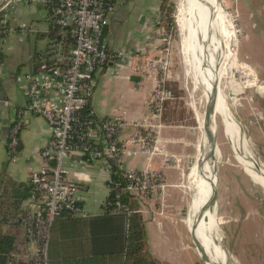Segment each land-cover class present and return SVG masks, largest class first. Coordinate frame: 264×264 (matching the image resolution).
Wrapping results in <instances>:
<instances>
[{"label": "built area", "instance_id": "1", "mask_svg": "<svg viewBox=\"0 0 264 264\" xmlns=\"http://www.w3.org/2000/svg\"><path fill=\"white\" fill-rule=\"evenodd\" d=\"M21 6L44 10V18L51 26L48 33L51 43L38 56L35 70L19 77L28 102L13 121L7 148L11 157L18 155L19 133L24 126L22 114L38 115L47 121L49 138L39 152L41 167L30 175L31 196L24 203L19 225L27 241L35 246L28 253L29 263L51 264L50 242L57 217L62 212L71 217L89 216L77 198L78 183L71 178L70 169L77 165L75 157L82 158L78 161L82 166L103 163L109 193L121 186L113 178L118 169L124 178L121 192L129 193L130 203H138V213L151 201L165 202L168 188L165 176L149 169H127L123 160L158 149L161 128L158 121L167 98L161 83L155 85L148 102L150 115L131 123L123 116L97 117L91 110L96 78L110 64L130 70L142 78L141 83L153 80L155 84L157 69L161 67L162 59L151 57V47L138 55H128L111 46L108 35L117 0H1L0 53L10 35L18 33L23 42L30 31L24 23L16 30L10 27L11 15ZM170 35L161 27L151 34V39L169 46ZM0 103L15 107L1 97ZM128 128L132 132L125 140L123 133ZM128 143L133 150H129ZM132 213L130 204L122 201L116 202L110 211L112 215L127 217Z\"/></svg>", "mask_w": 264, "mask_h": 264}, {"label": "crops", "instance_id": "2", "mask_svg": "<svg viewBox=\"0 0 264 264\" xmlns=\"http://www.w3.org/2000/svg\"><path fill=\"white\" fill-rule=\"evenodd\" d=\"M247 1L250 10L246 11L244 24L240 30L242 35L245 32V37L250 40L252 48L248 54L250 63L241 62L249 66L256 76L264 81V24H256L252 21L256 18L261 22L262 12L257 9L256 0ZM235 4L236 0H227V5L231 6L233 11ZM120 6V0H117V10L111 19L108 35L111 46L128 55H138L150 47L152 52L160 51L161 42L151 39V34L161 28L158 26L160 7L151 24L135 31L133 23L130 27L126 26L125 19L119 13ZM25 8L19 7L16 13L11 15L10 27L16 30L20 24L34 21L38 17L44 25L35 32L41 36L48 34L51 26L44 18V13L30 10L27 16L29 21L27 22V17L22 21ZM14 39H16L15 43ZM19 41L20 35L13 33L2 50L0 97L13 103L15 107H6L0 103V167L7 163V175L15 183L29 186L31 173L41 167L39 152L49 138V127L47 121L38 115L22 114L24 126L19 133L20 151L16 157L10 156L7 148L10 129L17 113L25 110L28 102L19 77L35 70L36 53L32 54L30 45L25 39L21 43H18ZM150 81L141 83V77L112 63L96 78L90 108L97 117L101 118L123 116L130 123L143 120L150 115L148 102L155 87V82ZM131 132L132 129L128 128L123 133V138L127 140ZM172 135V131L165 128L159 133L158 149L148 154L127 156L123 160V165L127 169L139 171L149 169L160 172L167 181L165 202L151 201L140 213L146 233L147 250L153 255L157 264H198L199 257L204 264H208L205 259L207 255L205 245L195 236L196 233L190 230L183 216L178 217L179 214L175 209L180 198L176 195L182 187L184 170L181 168L182 163L176 158L177 153L173 147L177 145V140ZM128 147L130 151L133 150L130 143ZM80 159L82 158L75 157L74 161L77 165L70 169V173L71 178L78 183L77 198L89 216L87 218L64 216L56 220L50 242V263L119 264L123 259L114 258L110 253L114 251L115 242L123 241L127 216H105L103 204L109 194L105 167L101 162L82 166L78 163ZM99 187L102 188L100 191L105 197L101 202L95 199L91 201L93 193L98 195L99 191L96 190ZM9 231L15 236V244L19 251H28V253L32 251V244L27 241L21 227L11 228Z\"/></svg>", "mask_w": 264, "mask_h": 264}, {"label": "rangeland", "instance_id": "3", "mask_svg": "<svg viewBox=\"0 0 264 264\" xmlns=\"http://www.w3.org/2000/svg\"><path fill=\"white\" fill-rule=\"evenodd\" d=\"M170 2L174 3L176 8L173 13L177 24L176 33L170 32V45H161L160 51L152 52L151 57L155 56L157 59L161 57L162 59L161 67L157 69L155 75L156 84L154 85L161 83V90L165 92L167 98L163 105V114L158 121V124L161 125L160 133L165 128L172 131V137L177 140V145L173 147L177 153L176 158L182 163L181 168L184 170L182 187L179 188L180 192L176 195H179L180 198L175 209L179 214L178 217L183 216L182 218L187 221L190 230L195 232V236L205 245L206 254L215 257L218 264H264V182L255 176L252 168L240 162L242 157V160L246 158L256 164L258 170L264 167V95L261 96L257 89L263 80L256 77L257 87L256 85L246 87L236 100L230 98L227 100L243 135L250 141V149L241 143L236 145L237 152L233 140L225 130L224 113L216 103L212 125L217 145V156L216 160L213 159L207 168L209 161L205 162L204 158L208 151L205 143L206 128L204 123L207 121L205 109L208 101L204 91L196 83V78L198 79L202 72L198 68L194 70L190 67L189 72H191L187 73L188 69L183 60L178 30L179 0H170ZM257 2V9L262 12L261 22L256 18H253L252 21L256 24H264V10H262L264 0H256ZM120 5L119 13L125 19L126 26L130 27L133 23L136 31L138 28L142 27L143 29L147 24H151V20H154L159 12L160 1L120 0ZM219 5L222 15L232 20L228 32L232 31L235 34L238 48L237 60L242 65H245L242 62L250 63L248 54L251 52V42L245 37V32L243 37L240 30L244 24L246 11L250 10L248 1L236 0V4L233 6L234 11L231 6L227 5V0H219ZM30 10H38L37 12L45 14L43 9L26 7L22 13V21L29 15ZM252 12L256 13L254 10ZM26 20L28 22L29 17ZM26 25L30 31L23 38L30 45L32 54H44L51 43V38L48 34L41 36L36 33L43 28L44 22L36 17L34 21L30 20ZM20 37L22 36L20 35ZM166 48L169 50L164 51ZM162 51L164 52L162 53ZM203 57L204 76L208 81L211 95L217 98L216 90L219 87L215 82L216 78H213L211 67L207 65L208 56L206 53H203ZM226 72L227 83L233 79L238 82L243 80V75H232L230 70H226ZM145 75L148 76V73ZM20 84L22 86L24 83ZM225 85L226 89L223 90V94L225 95L228 91L230 95V88L226 83ZM217 163H219V167ZM100 190H102L101 187L96 190L99 191L98 195H94L95 193L93 196L91 195V201L95 199L101 202L105 195ZM214 195L217 199L216 206L213 203ZM209 200L212 201L211 210L204 211ZM183 211H185V215H183ZM201 217L202 219H200ZM32 250H35L34 245H32ZM198 263L204 264L200 257ZM208 264L210 263L208 262Z\"/></svg>", "mask_w": 264, "mask_h": 264}, {"label": "bare ground", "instance_id": "4", "mask_svg": "<svg viewBox=\"0 0 264 264\" xmlns=\"http://www.w3.org/2000/svg\"><path fill=\"white\" fill-rule=\"evenodd\" d=\"M177 14L179 18L178 30L180 46L183 52V60L188 69L187 73L189 74L191 72H189L190 67L194 70L198 68L199 71L202 72L199 74L200 76H198V79L196 78V83L199 84L201 90L204 91L208 103H212L211 116L209 118L207 117V121L204 123L206 128L205 143L208 147V151L204 158L205 162L209 161L207 163L208 168L209 163L213 160L212 142L211 137H209L211 136L209 135V131L214 133L212 124L214 123L216 103H218L224 113L225 130L229 133L235 147L243 143L244 147L250 149V141L243 135L238 120L234 117L227 100L228 98L236 100L246 87L255 85L257 87V76L251 68L242 65L239 60H237L238 48L235 41V34L232 31H230V33L228 32V27L232 20L222 15L219 0H179ZM203 53H206V56H208L207 65L211 67L212 76L216 78L215 82H217V86L219 87V89L216 90L217 98L211 95L208 81L204 76ZM226 70H230L232 75H243V80L238 82L233 79L231 81L229 80L230 82L227 83L225 79L227 75ZM245 72L246 74H244ZM225 83L230 88V95L227 90L226 94H223V90L226 89ZM257 89L259 91L258 93L263 96L264 85L258 86ZM209 125L210 127H208ZM244 147L243 149H245ZM236 150L238 152V147H236ZM244 159L245 160H242L241 157L240 162L252 168L255 172V176L264 182V167L258 170L256 164L246 158ZM213 164L215 163L213 162ZM211 204L212 201L209 200L204 211L211 210ZM205 256V259L210 264H218L215 257L209 254Z\"/></svg>", "mask_w": 264, "mask_h": 264}, {"label": "trees", "instance_id": "5", "mask_svg": "<svg viewBox=\"0 0 264 264\" xmlns=\"http://www.w3.org/2000/svg\"><path fill=\"white\" fill-rule=\"evenodd\" d=\"M159 1L161 4L158 26L164 27L167 32L174 34L177 27L176 20L173 17V13L176 10L175 4L171 3L170 0ZM39 55V53L34 55L35 66L37 65ZM2 60L3 54L0 53V62ZM113 178L121 186L119 188L116 187L108 194L105 202L110 205H103L105 216H115L110 214V211L118 201H122L126 205L130 204V210L133 213L127 217V227L123 241L114 243V251L110 255L114 258H120V260L123 259L119 264H157L153 255L147 250L143 218L137 212L140 206L136 202L130 203L129 193L121 192L124 178L118 169L115 170ZM31 189L30 182L29 186L27 184L15 183L7 175V163L0 167V264H30L27 259L28 251L22 252L17 249L15 236L9 230L20 227L19 222L24 213L23 204L30 198ZM118 195L121 198L117 199ZM64 216L69 217L66 212H62L57 219Z\"/></svg>", "mask_w": 264, "mask_h": 264}, {"label": "water", "instance_id": "6", "mask_svg": "<svg viewBox=\"0 0 264 264\" xmlns=\"http://www.w3.org/2000/svg\"><path fill=\"white\" fill-rule=\"evenodd\" d=\"M211 109H212V103L211 102H209L208 104H207V106H206V109H205V116L206 117H210L211 116V114H210V112H211ZM210 120V119H209ZM209 135H211V136H209V137H211V142H212V154H213V159L214 160H216V156H217V145H216V140H215V133H213V132H211V131H209ZM217 162V161H216ZM217 165H218V167H219V163H217ZM216 168H217V166H216ZM217 202V199H216V195H214V197H213V203H214V206H216V203ZM217 228H218V223H217ZM223 245V244H222ZM223 247L225 248V246L223 245ZM226 249V248H225ZM226 251H227V249H226ZM228 252V251H227ZM229 254V253H228Z\"/></svg>", "mask_w": 264, "mask_h": 264}]
</instances>
